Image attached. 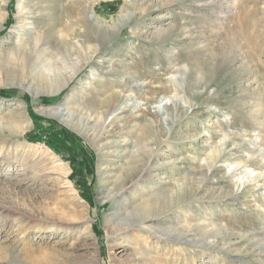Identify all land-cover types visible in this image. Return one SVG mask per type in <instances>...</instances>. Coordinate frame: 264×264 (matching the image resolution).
<instances>
[{
    "label": "rangeland",
    "instance_id": "rangeland-1",
    "mask_svg": "<svg viewBox=\"0 0 264 264\" xmlns=\"http://www.w3.org/2000/svg\"><path fill=\"white\" fill-rule=\"evenodd\" d=\"M73 1L0 0V264L94 256L98 264H264V0H81L90 21L115 36L65 46L64 58L57 39L69 43L78 28ZM155 26L176 32L139 39ZM42 64L78 70L52 91L35 79L49 74ZM187 64L211 73L209 82L188 84ZM118 92L101 117L103 100ZM48 106L64 122L37 111ZM167 109L186 111L172 136ZM142 112L165 134L154 179H176L186 199L177 214L166 209V231L129 229L120 243L108 237L110 215L133 193L104 199L99 171L144 159L148 147L130 145L151 139ZM61 129L70 152L54 136ZM170 227L180 231L175 241Z\"/></svg>",
    "mask_w": 264,
    "mask_h": 264
},
{
    "label": "bare ground",
    "instance_id": "bare-ground-1",
    "mask_svg": "<svg viewBox=\"0 0 264 264\" xmlns=\"http://www.w3.org/2000/svg\"><path fill=\"white\" fill-rule=\"evenodd\" d=\"M82 3L83 2L81 0H75L71 4H66L70 6V8L74 11L75 18H73L74 20L72 21H74L76 25H78V28L75 29L74 27L75 30H73V32L71 33L72 35L69 43H67V41H64V39H57V43L61 47L59 50H57V53L64 54V58L68 57L67 55H65L67 53L64 51L65 46L72 45L73 47H76L77 44H82L87 41H97V42L99 41V43L101 44L103 41H106V39L109 38L111 39L115 36V33L112 31L111 27L108 26L103 27L99 24H95L92 21H90L87 12L88 8L84 3L83 4ZM154 9H155L154 5L148 8L149 13L151 14V12L154 11ZM105 23L108 24V21H105ZM140 23H143V21L139 22V24ZM175 27L169 26L166 28L164 27L160 28V26L159 27L155 26V28L151 30V32H149L151 37L150 40L148 39L147 36L144 37V35H141V38L139 37V39L150 41V43L151 41L163 42L167 38L174 36V33L176 32ZM146 35L148 34L146 33ZM103 49H104L103 47H100V51ZM99 58H101V55L99 56ZM41 68L42 71L48 72L49 74L40 73L38 76H35V79L36 80L39 79L38 81H40V83L44 82L43 83L44 85L46 84L50 85L52 91L53 90L57 91L61 89L66 83H68V81H70L69 80L70 78H73V76L76 74L78 70V66L76 65H73L70 68V71L66 72L67 74L65 73V71L63 72V68L62 67L59 68L57 64L46 65V66L42 64ZM186 68L188 71V78H189L188 84H192L194 88H196V86H201L203 80H206V84H207V82H209V80L211 79L210 77L211 73H204L202 69L199 68L198 65L187 64ZM124 72H126V70H124ZM111 95L112 96L107 97L103 100V108L102 111L100 112L101 117L104 114L106 113L108 114V112L113 110L122 99L121 92L112 93ZM144 101H146V104L149 103L147 98H145ZM182 110H183L182 112L180 111H179L180 113L177 112L173 117V112L167 109V121L170 127L172 128V130H170L171 131L170 136L175 134V129L180 124L182 113L185 114L186 112L184 109ZM37 111L39 113H43L46 116L53 117L61 123L64 122L63 121L64 116L62 113L63 111H61L59 106H48L45 108H40ZM146 116L147 115L145 114V112H142V121L146 126V128L150 131L151 139L147 142L145 140L142 141V143L137 142L138 145L137 144L135 145L134 142H130V145H132L131 147L133 148L140 146H143L144 148L148 147L144 159L138 160L139 159L138 156L133 160L127 161L125 165L122 164V166L120 167L121 170L119 171H111V170L104 172L99 171V176H101V174L103 175L102 177L99 178V184H100L101 194L104 199H108L114 194L119 195V197H123L127 192L133 193L132 201H128V203L123 205L124 206L123 208L116 210L113 214L110 215L111 219L109 221H111L110 222L111 226L108 229L109 233L107 234L108 237L116 241L126 239L123 241L128 242L129 238L127 236V233L129 229H131L132 231L138 230L142 233H145V235L158 234L159 232L157 233V231L165 230L161 228L160 223L163 220L162 216L165 214L166 209L168 208L169 211L174 212V214H177L179 210L180 202L186 199L185 197H182L180 195V191H179L180 185L176 179H173L174 182L173 184L163 183L162 181H159V179L158 180L154 179L158 171H163L164 165L157 164L156 159L159 155L161 145L164 144L163 142H165L161 140V138L164 137L165 134L163 133V128L161 127L160 122L155 118V115L151 116V118H147ZM223 137L227 138L229 137V135L223 131ZM127 141H129V139ZM150 145L151 146L154 145L156 149L152 150V147H150ZM125 148H127V145L126 147H124V149ZM237 151L239 152V150ZM175 165L176 163L174 161L170 166L172 171H175V167H176ZM107 173L112 174L110 177L111 180H108L107 178L104 177V175ZM141 182L142 183L149 182L150 187L148 188L146 186L147 189L143 191V193L137 195L135 193L136 192L135 188H137L136 186ZM72 218L75 219L73 216ZM91 223L92 222L89 219L85 221L83 227L85 234L90 232ZM133 225H135V228H130ZM167 230L172 235L174 241L176 237L178 238L180 236L179 234L180 231L176 227H170ZM161 235L163 234L160 233V236ZM148 237L150 236L149 235L144 236L145 239H147ZM173 239L170 240L173 241ZM77 260L80 262V264H98V261L95 260V256L92 257L91 259L79 258ZM67 261H65L66 263L64 264H72V262H67Z\"/></svg>",
    "mask_w": 264,
    "mask_h": 264
},
{
    "label": "trees",
    "instance_id": "trees-1",
    "mask_svg": "<svg viewBox=\"0 0 264 264\" xmlns=\"http://www.w3.org/2000/svg\"><path fill=\"white\" fill-rule=\"evenodd\" d=\"M0 94L2 95L4 93L0 92ZM54 136L63 145L65 150H67V151L71 150L72 151V148H73V147H71V146H73L72 140L70 139L71 137H69V133L66 130L61 129L60 133L58 135H54Z\"/></svg>",
    "mask_w": 264,
    "mask_h": 264
}]
</instances>
